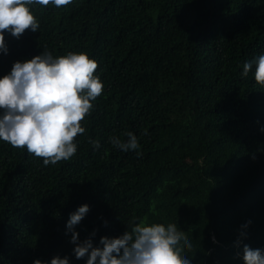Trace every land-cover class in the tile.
Masks as SVG:
<instances>
[{"label": "trees", "instance_id": "obj_1", "mask_svg": "<svg viewBox=\"0 0 264 264\" xmlns=\"http://www.w3.org/2000/svg\"><path fill=\"white\" fill-rule=\"evenodd\" d=\"M28 7L39 28L18 39L4 32L0 78L42 52H84L104 88L70 159L45 166L0 140V264L56 255L86 264L65 234L84 204L75 231L83 241L96 230L94 246L145 222L177 224L193 245L181 253L191 264H244L245 244L264 250V87L255 64L242 76L264 54V0ZM127 132L139 148L113 147L110 138L126 142Z\"/></svg>", "mask_w": 264, "mask_h": 264}, {"label": "clouds", "instance_id": "obj_2", "mask_svg": "<svg viewBox=\"0 0 264 264\" xmlns=\"http://www.w3.org/2000/svg\"><path fill=\"white\" fill-rule=\"evenodd\" d=\"M50 3L60 8L72 0H0V51H8L4 32L17 39L25 30L37 32L39 24L28 5L46 7ZM253 64L255 81L264 87V54L246 61L242 76L248 75ZM97 68V62L84 52L56 58L42 52L14 62L10 73L0 78V140L14 148H26L30 154L43 158L45 166L73 157L77 152L75 138L85 132L81 122L93 108L91 101L103 92L102 81L94 75ZM126 135V142L119 137L110 138L113 147L125 152L138 149L136 135ZM90 142L100 146L98 141ZM89 211V205L79 206L70 213L66 224L65 234L71 233L70 243L75 245L73 253L77 260L87 257L86 264H191L181 253L184 248L191 250L193 245L175 223H135L118 237H101L102 247L93 245L96 230L80 241L75 228ZM104 223L106 226L107 221ZM242 251L244 264H264V250L245 244ZM33 264L46 262L35 259ZM50 264H70V260L56 255Z\"/></svg>", "mask_w": 264, "mask_h": 264}]
</instances>
